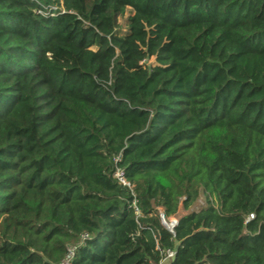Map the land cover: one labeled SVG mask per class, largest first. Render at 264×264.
I'll return each instance as SVG.
<instances>
[{
    "label": "trees",
    "instance_id": "16d2710c",
    "mask_svg": "<svg viewBox=\"0 0 264 264\" xmlns=\"http://www.w3.org/2000/svg\"><path fill=\"white\" fill-rule=\"evenodd\" d=\"M82 234L71 264H264V0H0V264Z\"/></svg>",
    "mask_w": 264,
    "mask_h": 264
},
{
    "label": "built area",
    "instance_id": "2783aa9c",
    "mask_svg": "<svg viewBox=\"0 0 264 264\" xmlns=\"http://www.w3.org/2000/svg\"><path fill=\"white\" fill-rule=\"evenodd\" d=\"M114 177L118 180V182L122 185H125V186H129V183L128 181L126 180L125 178V175L123 173L122 170L120 169H116L115 172H114ZM199 204L201 205L202 204V201H199ZM253 218V214H250L247 218H246V221L250 220ZM177 223V219L176 220H172L169 224L171 225H175ZM88 236L86 234H82L81 237H80V241L78 244H73V245H69L67 248H66V254L64 255L63 259L59 262V264H71V261L74 257V253L77 249V247L83 243V241L85 239H87ZM173 252L169 251L168 253H166V256H165V259L162 261L164 263L165 260H168L169 258L173 257ZM162 262L160 264H162Z\"/></svg>",
    "mask_w": 264,
    "mask_h": 264
},
{
    "label": "water",
    "instance_id": "95a60500",
    "mask_svg": "<svg viewBox=\"0 0 264 264\" xmlns=\"http://www.w3.org/2000/svg\"><path fill=\"white\" fill-rule=\"evenodd\" d=\"M162 223L170 230V231H172L173 230V227H174V225H171V224H168V223H166L163 219H162Z\"/></svg>",
    "mask_w": 264,
    "mask_h": 264
},
{
    "label": "rangeland",
    "instance_id": "374dc122",
    "mask_svg": "<svg viewBox=\"0 0 264 264\" xmlns=\"http://www.w3.org/2000/svg\"><path fill=\"white\" fill-rule=\"evenodd\" d=\"M183 213H184V211L180 210V211H179V214H178L176 217H172V218L170 219V222H171L172 220H176V219H178V216H181Z\"/></svg>",
    "mask_w": 264,
    "mask_h": 264
}]
</instances>
